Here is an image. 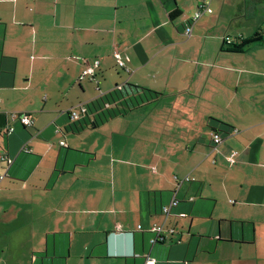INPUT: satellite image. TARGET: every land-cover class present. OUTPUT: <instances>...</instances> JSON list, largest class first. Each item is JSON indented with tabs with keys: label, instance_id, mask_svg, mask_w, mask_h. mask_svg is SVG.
Listing matches in <instances>:
<instances>
[{
	"label": "crops",
	"instance_id": "crops-1",
	"mask_svg": "<svg viewBox=\"0 0 264 264\" xmlns=\"http://www.w3.org/2000/svg\"><path fill=\"white\" fill-rule=\"evenodd\" d=\"M196 2L0 0V264H264V0H212L188 38ZM126 83L160 95L70 128Z\"/></svg>",
	"mask_w": 264,
	"mask_h": 264
},
{
	"label": "trees",
	"instance_id": "trees-1",
	"mask_svg": "<svg viewBox=\"0 0 264 264\" xmlns=\"http://www.w3.org/2000/svg\"><path fill=\"white\" fill-rule=\"evenodd\" d=\"M177 13V14H175ZM181 12L175 10L171 16H177ZM262 33L256 32L251 36L241 39L240 42H236L233 45V50L242 51L247 45L255 41L262 39ZM160 95L159 92L153 91L148 88L135 86L133 84L126 83L110 91L109 93L101 95L96 100L86 103L87 111L82 113L79 118L71 119V129H79L86 124L89 128L98 126L99 123L108 121L109 119L116 117L117 115L125 114L127 110L135 109L140 106L144 101H147L153 97ZM7 124V116L4 113H0V127ZM8 126V124H7Z\"/></svg>",
	"mask_w": 264,
	"mask_h": 264
},
{
	"label": "built area",
	"instance_id": "built-area-1",
	"mask_svg": "<svg viewBox=\"0 0 264 264\" xmlns=\"http://www.w3.org/2000/svg\"><path fill=\"white\" fill-rule=\"evenodd\" d=\"M206 13H213V7H212V0H197L196 2V9L193 15V18L191 19V21L186 25L185 27V35L189 38L190 36H192L193 33V26L195 24V22L200 19L204 14ZM225 41L227 43H231V39L230 37H226ZM123 52H125V50H121L116 48L114 50V58L115 61L117 63V66H119L120 68H125V61H124V54ZM97 63L96 64H89L86 63L85 64V68L81 74V77H85L87 75H91L94 76L95 74V68L97 67ZM87 111V106L85 103H80L76 106H74L71 110H70V117L71 119H77L80 117V115L84 112ZM12 119H19L23 124L25 125H30L32 124V119L29 115L27 114H20V113H12L11 115ZM10 132H12L14 130L13 127L9 128ZM213 141L214 143L217 145L219 143L222 142L223 138L219 133L213 132ZM61 145H65V142L62 141ZM238 154V151L233 150L232 153L228 156V159L231 162L235 161V157ZM0 159L2 161H6L8 160V156L5 154H1L0 155ZM9 161V160H8ZM7 175V173H0V180H2L5 176ZM190 178L184 177L181 180H178V185H180L182 182L185 181H189ZM178 204V200L174 197L171 202L165 206H163L162 208V213L163 215L166 216V218L170 215L171 213V209L176 206ZM163 230V226L159 225V226H155L153 228V231L156 233V237L153 239V242L155 243L156 241H158L162 236H161V232ZM171 232H174V229H171ZM156 260L154 258H152L151 256L146 257V260L144 262V264H155Z\"/></svg>",
	"mask_w": 264,
	"mask_h": 264
}]
</instances>
